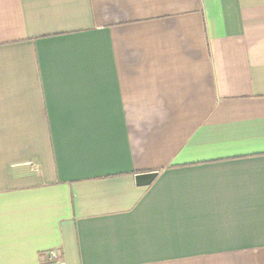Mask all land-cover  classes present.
Instances as JSON below:
<instances>
[{
	"label": "crops",
	"instance_id": "0c3cea01",
	"mask_svg": "<svg viewBox=\"0 0 264 264\" xmlns=\"http://www.w3.org/2000/svg\"><path fill=\"white\" fill-rule=\"evenodd\" d=\"M0 264H264V0H0Z\"/></svg>",
	"mask_w": 264,
	"mask_h": 264
},
{
	"label": "water",
	"instance_id": "95a60500",
	"mask_svg": "<svg viewBox=\"0 0 264 264\" xmlns=\"http://www.w3.org/2000/svg\"><path fill=\"white\" fill-rule=\"evenodd\" d=\"M157 173H145L135 176V184L138 187H147L155 180Z\"/></svg>",
	"mask_w": 264,
	"mask_h": 264
},
{
	"label": "built area",
	"instance_id": "2783aa9c",
	"mask_svg": "<svg viewBox=\"0 0 264 264\" xmlns=\"http://www.w3.org/2000/svg\"><path fill=\"white\" fill-rule=\"evenodd\" d=\"M45 259L49 262H55L59 263V255L55 251H48L47 253H44Z\"/></svg>",
	"mask_w": 264,
	"mask_h": 264
}]
</instances>
